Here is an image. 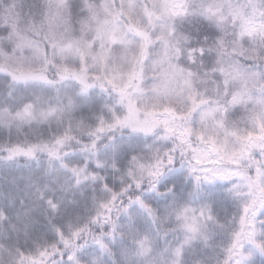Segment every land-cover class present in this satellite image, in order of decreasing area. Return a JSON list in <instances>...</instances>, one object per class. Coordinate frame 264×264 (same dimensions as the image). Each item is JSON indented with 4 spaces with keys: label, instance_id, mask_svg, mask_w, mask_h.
I'll return each instance as SVG.
<instances>
[{
    "label": "snow or ice",
    "instance_id": "snow-or-ice-1",
    "mask_svg": "<svg viewBox=\"0 0 264 264\" xmlns=\"http://www.w3.org/2000/svg\"><path fill=\"white\" fill-rule=\"evenodd\" d=\"M0 264H264V0H0Z\"/></svg>",
    "mask_w": 264,
    "mask_h": 264
}]
</instances>
